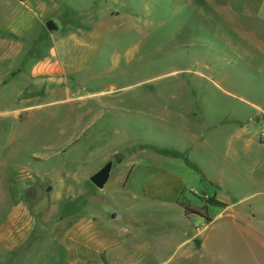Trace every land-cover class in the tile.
Here are the masks:
<instances>
[{
	"label": "rangeland",
	"instance_id": "rangeland-1",
	"mask_svg": "<svg viewBox=\"0 0 264 264\" xmlns=\"http://www.w3.org/2000/svg\"><path fill=\"white\" fill-rule=\"evenodd\" d=\"M247 1L41 0L24 24L25 7L0 0V189L14 174L39 219L0 264H61L42 223L49 204L61 209L50 219L141 213L116 174L133 160L140 175L185 179L180 201L209 244L186 255L178 243L195 231L179 212L144 207L147 264H264L250 230L264 226V1L255 18ZM115 148L133 154L99 190L87 177ZM72 193L87 194L71 204Z\"/></svg>",
	"mask_w": 264,
	"mask_h": 264
},
{
	"label": "crops",
	"instance_id": "crops-1",
	"mask_svg": "<svg viewBox=\"0 0 264 264\" xmlns=\"http://www.w3.org/2000/svg\"><path fill=\"white\" fill-rule=\"evenodd\" d=\"M14 1L20 2L25 7V12L20 17L24 24L26 23L25 19L28 16L30 17L31 14L34 17H38L36 12H34V8L35 5L41 3V0ZM263 1L248 0L244 14L248 18L257 17L262 10ZM20 24L22 25V22ZM125 151L130 152V156H132L133 153L131 151ZM120 152L122 151L115 148L109 156H106L105 159L103 158L101 166L103 167L115 154ZM137 167L136 162L133 160L130 164L116 170L117 175H123L122 180L126 193L130 194L132 198L138 200L141 204V213L135 217L132 215L126 216L119 210L113 211L111 214L104 212L101 217L87 215L89 212L95 211L96 208L86 210L84 213L73 217L50 219L48 218L49 213H58L61 209H58L55 203L49 204L45 208V218L42 223L45 222L46 226L48 224L49 233L47 237L49 236L51 239L50 246L56 245L60 249L59 252L57 251V256H54L55 261L61 264H147L150 256L154 254L153 248H151L149 243L150 219L148 214L146 215L143 212V208L147 209L148 206L157 207L162 211L167 209L178 211L180 214L179 218L186 221L185 228L189 227L195 231V235L178 243V248L191 246L186 255L190 254V256L195 257L199 252L207 250L209 244L200 236L202 229L197 227L198 221L191 220L187 214L186 205H183L180 201L181 196L188 189L185 179L164 169H159L157 173H149L147 176H143L137 173ZM95 173L91 174L90 177ZM14 176V174L10 175L5 181L7 189H0V214H2L1 212L6 214L3 218L0 216L2 220L0 224V255L4 252L7 254L10 252L16 253L28 244L31 234L35 231L39 221L30 205L22 202L23 196L20 194L19 184L14 179ZM90 177L88 176L87 178L90 180ZM87 178H85V182ZM28 180L31 179L28 178ZM138 182L141 184L139 188H137ZM221 187V184L218 183L217 189ZM53 190V187L48 189L49 192H53ZM86 194L72 193L69 203L72 204L75 199ZM216 198L220 200L217 195ZM221 201L223 200L221 199ZM187 206L192 207L193 202L188 201ZM230 209H232L231 205L226 204L223 212L226 211L227 214H230ZM193 210L197 211L196 209ZM115 212L120 216L117 220L111 218V215ZM193 214L195 217L203 219V216ZM236 215L240 216V213L236 212ZM236 215L232 213V216L235 217ZM219 216L220 214L216 215L217 218ZM126 217L129 219L128 222L138 224V226L141 225L140 233L129 227L128 224L123 223L127 222L124 221ZM161 217L165 216L162 215ZM161 217L159 216V218ZM243 228L246 227L243 225ZM254 228L250 227L253 241H261L262 237H264V226L260 224V226H254Z\"/></svg>",
	"mask_w": 264,
	"mask_h": 264
},
{
	"label": "water",
	"instance_id": "water-1",
	"mask_svg": "<svg viewBox=\"0 0 264 264\" xmlns=\"http://www.w3.org/2000/svg\"><path fill=\"white\" fill-rule=\"evenodd\" d=\"M46 28L50 32L59 33L62 30V26L56 19H51L46 22ZM128 157V153H118L106 163L101 170L96 172L93 176L90 177V182L99 190H104L105 186L112 177L113 168L116 163L121 164ZM113 220L120 218L118 213H113L111 215Z\"/></svg>",
	"mask_w": 264,
	"mask_h": 264
},
{
	"label": "bare ground",
	"instance_id": "bare-ground-1",
	"mask_svg": "<svg viewBox=\"0 0 264 264\" xmlns=\"http://www.w3.org/2000/svg\"><path fill=\"white\" fill-rule=\"evenodd\" d=\"M51 74V73H50Z\"/></svg>",
	"mask_w": 264,
	"mask_h": 264
}]
</instances>
